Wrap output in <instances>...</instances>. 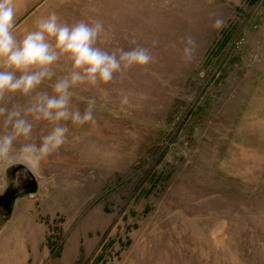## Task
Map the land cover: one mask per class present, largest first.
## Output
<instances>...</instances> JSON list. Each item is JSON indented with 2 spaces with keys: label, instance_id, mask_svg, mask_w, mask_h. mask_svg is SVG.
<instances>
[{
  "label": "rangeland",
  "instance_id": "obj_1",
  "mask_svg": "<svg viewBox=\"0 0 264 264\" xmlns=\"http://www.w3.org/2000/svg\"><path fill=\"white\" fill-rule=\"evenodd\" d=\"M18 9V40L56 12L70 26L102 21L96 47H143L154 62L71 89L72 108L95 101L96 122H66L68 143L39 178L22 163L0 170V264H264V0H18ZM52 70L36 92L51 95L71 61ZM52 127L34 122L33 140Z\"/></svg>",
  "mask_w": 264,
  "mask_h": 264
},
{
  "label": "clouds",
  "instance_id": "obj_2",
  "mask_svg": "<svg viewBox=\"0 0 264 264\" xmlns=\"http://www.w3.org/2000/svg\"><path fill=\"white\" fill-rule=\"evenodd\" d=\"M18 11V0H0V170L22 163L39 178L43 162L68 143L66 122L74 126L96 122L95 101L89 100L83 112L72 108L75 93L71 89L80 85H107L113 81L114 74L133 66L146 68L154 62V57L143 47L119 49V55L116 51H104L96 47L104 30L102 21L81 20L70 26L59 22L56 12L40 18L35 30L18 40L14 35ZM223 25V19L217 18L212 27L219 30ZM196 50V42L188 37L182 50L185 63L195 59ZM61 56L71 61L70 76L57 78L51 85V95L36 92L45 80L55 75L52 66ZM17 95L29 98L27 107L13 102ZM129 104L125 94L121 105ZM41 121L53 127L37 144L32 133L34 122Z\"/></svg>",
  "mask_w": 264,
  "mask_h": 264
},
{
  "label": "water",
  "instance_id": "obj_3",
  "mask_svg": "<svg viewBox=\"0 0 264 264\" xmlns=\"http://www.w3.org/2000/svg\"><path fill=\"white\" fill-rule=\"evenodd\" d=\"M35 187H36V184L34 183V189H35Z\"/></svg>",
  "mask_w": 264,
  "mask_h": 264
}]
</instances>
